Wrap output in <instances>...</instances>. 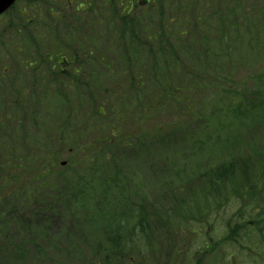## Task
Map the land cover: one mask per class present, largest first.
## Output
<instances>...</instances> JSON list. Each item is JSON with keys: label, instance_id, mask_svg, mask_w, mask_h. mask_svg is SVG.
<instances>
[{"label": "trees", "instance_id": "obj_1", "mask_svg": "<svg viewBox=\"0 0 264 264\" xmlns=\"http://www.w3.org/2000/svg\"><path fill=\"white\" fill-rule=\"evenodd\" d=\"M81 2L78 9L65 5L62 14L40 1L38 15L24 14L23 24L8 21L0 28V92L9 94H0V102L8 104L4 111L0 105V230L14 221L15 228L25 230L14 233L35 244L44 236L40 225L49 227L62 217V205L45 201L51 198L101 209L102 238L94 242L91 264L135 259L207 264V254L217 247L216 252L223 248L224 264H264L262 146L248 145L246 153L234 151L188 175L174 169L179 181L162 177L159 206L127 163L134 153L147 157L152 141L165 145L188 132L196 143V126L226 113L215 105L204 109L203 99L207 90L209 97H219L224 90L238 94L245 89L233 56L240 57L239 44L252 49L260 39L264 0H149L129 11L119 1L102 0L108 9L101 18L91 16L92 0ZM180 4L181 17L173 13L182 9ZM50 100L53 133L44 132L35 118ZM28 102L34 106L29 113ZM8 112L19 117L15 126L11 123L27 146L2 131V122L12 117ZM63 156L64 167L58 163ZM157 156L162 163L169 160ZM55 177L62 182L60 190ZM230 200L241 207L223 210L231 213L226 220L216 219ZM30 205L31 213H23ZM24 218L32 223H22ZM190 231L200 238L202 255L188 260L172 246ZM77 246L62 247L58 253L64 261L58 264L78 256Z\"/></svg>", "mask_w": 264, "mask_h": 264}, {"label": "rangeland", "instance_id": "obj_2", "mask_svg": "<svg viewBox=\"0 0 264 264\" xmlns=\"http://www.w3.org/2000/svg\"><path fill=\"white\" fill-rule=\"evenodd\" d=\"M50 1L53 5V10L58 9L62 14L65 13L66 9L63 6L66 4L65 1L61 4L59 3L61 0ZM80 1L81 0H72L75 5ZM92 1L96 7L94 8L95 12L92 13L91 16L101 18L105 7L102 6V0ZM116 1L122 4L125 1H130L134 3V5L143 4L142 0H135V2L133 0ZM28 3H30V0H18L11 9L10 14L0 17V28L6 26L8 21H10L12 26L23 24L22 9H26V4ZM181 7L182 9L178 10L177 13H175L176 10L173 12L180 17L184 8L182 5ZM105 9H108L107 5ZM97 10H99V13ZM102 26L105 27L104 25ZM2 38L6 40L4 34ZM2 43L4 42L0 39V47ZM16 47L18 48V46ZM250 47L252 49L246 48L244 43H241V45L239 44L237 48L239 49L240 57L239 55L233 56L234 63L239 66V68L237 67L238 77L242 78L240 80H245V84L243 83L245 85L244 88L250 91L246 93L244 89L242 92L236 94L235 92L230 93V90H224L223 94H218L219 97H209L211 92L207 90L206 92L209 95L203 99L202 107L204 109H212L210 106L215 105L213 109L220 110L221 107H223L226 108V113L222 114V117L217 121L208 120L203 123L202 126H196V143H192L190 139L191 135L185 132L184 135H175L174 139L165 142V145H163V142L158 143V140L152 141L151 151L148 152L149 154L147 157L139 153L127 156L129 167L132 171H135V180L139 186L143 187L142 189L145 194L148 195V198L157 206H159L160 202L163 200L159 191V183H162L160 182L162 177L163 180L167 181V179H171L173 181L171 183H178L179 178L175 177V172L188 175L196 166H212L218 161H224L226 157L237 150L243 153L249 148L248 145L255 147L262 146L264 152V90L261 89L264 84V80L261 78L262 75L264 76V30H262L257 44L255 43L254 46ZM17 72H22L20 67ZM249 76L250 79L246 80V77ZM248 81H250L251 84H248ZM39 92L40 90H37V93ZM0 94L9 96L5 91H1ZM240 103L241 105L236 109V106ZM53 104L54 102L50 100L46 106L44 105L40 110H37V116L35 117L36 122L42 126L43 130L45 129L50 133H53L55 130V126L51 121ZM230 104H232V106H230ZM0 105H2L1 111H4V109L8 107V104L4 102H0ZM248 105L251 106L248 107ZM233 106H235V109L231 108ZM27 109L28 113L34 110L32 102H28ZM228 109L233 110L231 114H229ZM251 113H253V118H248L247 116ZM11 114V118L9 116L2 122V131H6V134H9L12 142L16 144L19 138L18 135L16 138L12 123L15 126L16 120H19V117L12 112L7 113V115ZM8 121L10 122L7 124ZM22 121L25 126H28L29 114L23 118ZM189 122L193 123V121ZM31 131L30 129L29 132ZM19 141L24 146H27L23 137H21ZM236 145H239V147H234ZM159 154L167 155L169 160L162 163L163 159L158 160L159 156L157 155ZM156 156L157 160H155ZM63 158H65V156H63ZM63 169L64 168H61V171ZM174 169L176 171L173 173ZM55 178L58 179L55 181V189H62L63 186L60 178ZM131 193L135 195L133 191ZM45 201L57 207L62 205L59 208L62 217H59L58 220L51 223L49 227L40 225L44 231V236H38L35 240V244L33 241L30 243L22 233H14L15 231L20 232L21 230H25L15 228L13 225L14 221H9L5 228L3 227L0 230V233L5 232L4 234H0V264L62 263L64 259L58 252L62 247L66 246L70 248V246L76 244L78 246L73 248V250L78 253V256L68 257V260H65L66 264H91L89 261L92 256L95 255L92 252L94 242L102 238V221L98 215L101 209L95 208L92 210H85L86 208L75 206L73 203L68 204L63 202L58 204L51 198L45 199ZM33 205H30L23 213L26 211L27 214L31 213ZM237 205L241 207L239 206L240 203H237ZM228 206L225 208H228ZM225 208H222L216 214V219L223 221L231 215L230 212L226 213L223 211ZM31 220L32 219L24 218L22 223L26 224ZM40 224L43 223L40 222ZM70 238L71 241H69ZM200 247V238L191 231L185 239L181 242L175 241L172 246V248L179 249L180 252L178 253L188 260H191L193 256L198 258V256L202 255V251L199 250ZM224 248L228 251L227 247ZM222 250L223 248L221 251ZM216 251H218V247L214 252ZM221 251L207 255L206 263L224 264L225 259ZM224 254L226 256L229 255V253ZM163 261L164 259H160V261L156 260V264H161ZM132 264H149V262L146 261L145 263L142 259H135Z\"/></svg>", "mask_w": 264, "mask_h": 264}, {"label": "water", "instance_id": "obj_3", "mask_svg": "<svg viewBox=\"0 0 264 264\" xmlns=\"http://www.w3.org/2000/svg\"><path fill=\"white\" fill-rule=\"evenodd\" d=\"M14 0H0V13L11 5ZM64 164V162H61Z\"/></svg>", "mask_w": 264, "mask_h": 264}]
</instances>
